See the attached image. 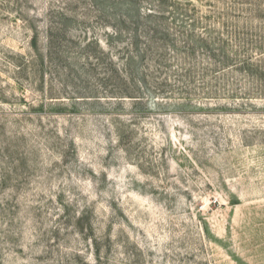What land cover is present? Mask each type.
Returning <instances> with one entry per match:
<instances>
[{
	"label": "rangeland",
	"instance_id": "1",
	"mask_svg": "<svg viewBox=\"0 0 264 264\" xmlns=\"http://www.w3.org/2000/svg\"><path fill=\"white\" fill-rule=\"evenodd\" d=\"M0 264H264V0H0Z\"/></svg>",
	"mask_w": 264,
	"mask_h": 264
}]
</instances>
